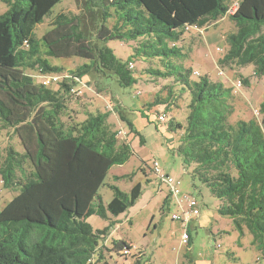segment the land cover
<instances>
[{"label": "trees", "instance_id": "1", "mask_svg": "<svg viewBox=\"0 0 264 264\" xmlns=\"http://www.w3.org/2000/svg\"><path fill=\"white\" fill-rule=\"evenodd\" d=\"M1 1L7 10L0 15V122L17 135L22 153L9 146L0 164L3 186L20 187L0 210V264H106L100 244L116 225L108 214L117 217L133 207L142 187L138 183L126 193L109 186L113 198L106 206L98 191L109 170L127 163L135 151L119 142L108 111L88 113L72 124H65L62 117L76 79L114 77L120 87L137 82L131 59L116 58L107 43L140 39L134 50L143 59L159 60L164 69L148 73L173 78L180 93L189 97L185 125L168 123L169 130L182 131L174 150L183 166L191 168L192 179L207 186L219 201L218 213L232 220L239 233L245 228L264 255V101L259 106L260 123H232L233 90L172 62L183 55L176 45L183 27L200 32L228 16L236 30L227 35L228 50L219 63L253 64L256 74L263 75L264 0H81V13L58 14L53 28L40 39L33 33L35 26L61 0ZM73 57L87 63L67 72L71 77L55 88L44 87L25 73L62 74L63 68L50 65L48 58ZM177 99L170 89L166 97L156 95L147 106L169 110ZM114 110L143 143L123 106ZM94 215L109 221V226L93 231L87 218ZM112 244L116 252L130 254L124 241Z\"/></svg>", "mask_w": 264, "mask_h": 264}, {"label": "rangeland", "instance_id": "2", "mask_svg": "<svg viewBox=\"0 0 264 264\" xmlns=\"http://www.w3.org/2000/svg\"><path fill=\"white\" fill-rule=\"evenodd\" d=\"M81 5V0H61L44 17L42 23L35 26V37L40 39L51 30L52 21L58 14L81 13ZM236 5L235 2L228 15L234 12ZM6 10V5L0 0V15ZM181 30L182 40L176 45L183 55L181 58H174L172 62L190 69L192 73L197 71L200 76L206 75L211 81L221 82L233 90L235 112L230 118L232 123L238 120H255L260 123L262 116L259 106L264 101V74L257 75L253 64L239 67L235 64L219 63L228 50L226 37L235 32V24L226 16L200 32L188 26ZM141 41L143 39L107 43L116 58L124 61L131 59L134 65L132 75L137 81L134 85L120 87L114 77L108 81L96 76L84 77L85 81L82 82L86 87L83 95L78 98L68 96L67 110L62 117L65 124H72L83 121L88 113L108 111L111 113L108 122L118 132L119 142L130 144L135 151L123 166H113L109 170L104 186L98 191L105 206L113 198L109 186L118 187L128 193L140 182L143 184L142 193L147 188L151 196L149 198L144 192L138 203L127 211L117 217L108 214L109 219L116 225L100 244L104 262L133 264L140 260L143 264H264V255L253 244L252 235L245 228L242 234L239 233L234 229L232 220L218 213L219 201L210 194L207 186L192 179L191 168L186 169L183 166L181 157L174 150L179 145L182 131L169 130L168 123L174 120L182 126L185 125L189 97L186 93H180L181 87L173 78L163 79L148 73L151 69L160 72H164V69L159 60L143 59L144 55L134 50ZM167 43L172 46L170 42ZM48 62L52 66L63 68V73H70L87 63L78 57L48 58ZM25 73L33 77L37 75V72L30 70ZM191 77L197 78L192 74ZM244 79L247 81L246 85L243 83ZM170 89L178 99L169 110L164 106H147L154 102L156 95L166 97ZM116 105L123 106L128 119L142 136L143 143L135 132L130 131L118 119L114 110ZM161 114L166 116L163 122L158 120V115ZM9 146L22 153L17 135L12 129L4 128L0 122V164L4 161ZM153 160L158 161L165 173L179 179L182 190L200 203L201 216L190 223L192 241L188 247L181 243V224L171 219L177 206L172 202V209L169 211L163 207L162 201L159 202L158 187L165 194H169V189L153 174ZM27 169L30 170L29 165ZM19 189L18 185L4 187L0 177V210L18 194ZM151 215H154L153 218ZM87 222L93 231H102L110 224L95 215L88 217ZM113 241H124L129 246L130 254L125 256L113 250Z\"/></svg>", "mask_w": 264, "mask_h": 264}, {"label": "built area", "instance_id": "3", "mask_svg": "<svg viewBox=\"0 0 264 264\" xmlns=\"http://www.w3.org/2000/svg\"><path fill=\"white\" fill-rule=\"evenodd\" d=\"M194 30L198 31L199 29L195 27ZM26 43L25 46L27 45ZM130 67L132 68L133 66ZM195 74L197 75L198 73ZM220 74L222 75V72H220ZM70 77L71 76L68 75V73H62V74L38 73V75H36V78L39 80L42 86L48 88L54 87L59 83V81H62L63 79H69ZM76 82L78 83V85L69 89V95L71 97L78 98L83 95L86 84H83V82L78 79H76ZM165 119L166 116L164 114L158 115L159 121L163 122ZM151 169L156 179L159 180L161 184H164L165 187L169 189V197L171 199V202H174V204L177 206V211H175L172 214L171 219L173 221H178L181 224V243L184 247H188L189 241L191 239V234L189 231L190 223L193 220L199 218L200 203L194 197L186 193H183L180 188L181 186L180 181L174 179L173 177L165 173L161 169L159 163L156 160H153ZM174 199H176V201ZM128 252L129 251H126V253Z\"/></svg>", "mask_w": 264, "mask_h": 264}, {"label": "crops", "instance_id": "4", "mask_svg": "<svg viewBox=\"0 0 264 264\" xmlns=\"http://www.w3.org/2000/svg\"><path fill=\"white\" fill-rule=\"evenodd\" d=\"M208 38H211V37L208 36ZM213 39H214V38H213ZM212 42H213V41H212ZM212 42H211V43H212ZM132 148H133V147H132ZM136 154H137V153H136ZM143 161H144V160H143ZM157 162H158V161H157ZM159 165H160V164H159ZM121 166H123V165H121ZM167 174H168V173H167ZM168 175L171 176V177H173V178L176 179V180H179V179H177L176 177L172 176L171 174H168ZM138 183H140V182H138ZM180 184H181V182H180ZM140 185H141V187H142V189H143V184L140 183ZM180 188H181V190H182V187H181V186H180ZM144 192H145L146 195L149 196V198L151 197V196L149 195L150 193H149V191H148L147 188L144 189ZM144 192H143V193H144ZM182 192L185 193L183 190H182ZM143 193L141 194V196H140V198L138 199V201H139V200L141 199V197L143 196ZM186 194H188V193H186ZM158 195L161 197V199H160V197H158V198H159V202L162 201V205H163L164 201L167 199L168 202H167V205L165 206V209L167 208L166 210L169 209V211H171L170 208L172 207V202H171V199H170V197H169V194H165V193L162 191V189H161L160 187H158ZM188 195H190V194H188ZM138 201L135 203V205L138 203ZM135 205H134V206H135ZM171 209H172V208H171ZM152 216H154V215H151V217H152ZM200 216H201V212H200L199 218H200ZM152 218H153V217H152ZM199 218H198V219H199ZM198 219H195L194 221H196V220H198ZM180 226H181V225H180ZM189 231H190V229H189ZM191 241H192V236H191Z\"/></svg>", "mask_w": 264, "mask_h": 264}]
</instances>
